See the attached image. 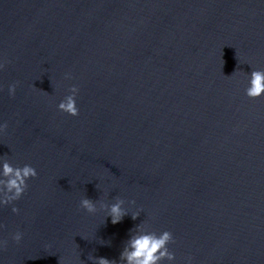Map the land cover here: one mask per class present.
Here are the masks:
<instances>
[{
    "label": "clouds",
    "instance_id": "9594fccd",
    "mask_svg": "<svg viewBox=\"0 0 264 264\" xmlns=\"http://www.w3.org/2000/svg\"><path fill=\"white\" fill-rule=\"evenodd\" d=\"M4 67L0 64V69ZM66 78H71L66 75ZM17 84L9 85L8 93L14 96ZM79 89L73 86L70 89V95H67L62 100L58 109L73 117L79 115V109L76 104V96ZM246 95L251 99H257L264 94V70H253L250 74L249 86L245 90ZM8 128L7 122L0 123V134H6ZM38 175L36 169L31 165L25 164L23 167L13 166L7 160L2 163V170H0V205H10L14 201L19 200L28 188L27 181L36 178ZM97 203L101 209H107V217H111V222L117 224L128 215L122 205L125 201L119 197L116 198L115 203L108 205L102 201H93L87 197L82 198L80 207L88 213L93 214L98 211ZM132 203H135L134 201ZM14 213H18L19 209L12 208ZM139 215L132 216L136 219ZM2 227V226H0ZM138 231L136 234L130 236L127 245L121 252V260H125L127 264H161L162 261L169 262L175 259L173 252L169 251L168 245L174 242L173 234L170 231H163L157 234L154 231ZM23 233L17 231L13 235V240L19 243L22 240ZM7 241H0V248H6ZM94 259L96 264H116V261L109 260L104 257L90 256ZM188 264H191V258H188Z\"/></svg>",
    "mask_w": 264,
    "mask_h": 264
}]
</instances>
